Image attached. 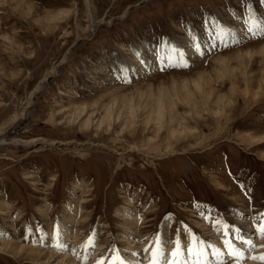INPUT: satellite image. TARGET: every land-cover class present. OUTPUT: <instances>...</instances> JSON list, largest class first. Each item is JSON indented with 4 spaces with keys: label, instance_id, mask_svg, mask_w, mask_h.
I'll list each match as a JSON object with an SVG mask.
<instances>
[{
    "label": "rangeland",
    "instance_id": "1",
    "mask_svg": "<svg viewBox=\"0 0 264 264\" xmlns=\"http://www.w3.org/2000/svg\"><path fill=\"white\" fill-rule=\"evenodd\" d=\"M74 216L72 264L264 263V0H0V264Z\"/></svg>",
    "mask_w": 264,
    "mask_h": 264
},
{
    "label": "bare ground",
    "instance_id": "2",
    "mask_svg": "<svg viewBox=\"0 0 264 264\" xmlns=\"http://www.w3.org/2000/svg\"><path fill=\"white\" fill-rule=\"evenodd\" d=\"M201 89V88H200ZM159 115V114H158ZM154 116V115H153ZM157 119V118H156ZM69 210V212H71V215H72V208H69L68 209ZM79 213V212H78ZM119 213H120V211H118V215H119ZM75 213L73 212V215H74ZM121 214V213H120ZM123 216H124V218H125V220H127V221H133V222H135V223H137L138 222V219L136 220V218H134L133 217V212H129V211H127L125 214H122ZM76 216H77V214H76ZM135 219V220H134ZM76 219H75V216H74V218L72 219V217L70 218V219H67V220H65V221H63L62 223H60L59 224V232H60V234L59 233H56V234H54V235H49L48 233H47V237H43L44 239V245H45V247H47L46 249H48V248H51L52 250H54V249H56V246H55V244L54 243H58V245L59 246H61V248H60V250L58 251V252H60V254L62 255L61 257H59V258H57L56 259V264H72V262H74L73 260H72V253L74 252V250H76L78 247H77V244L74 242L73 243V241H75V237H72V235L73 234H76L75 233V231L73 230V228L75 227L74 225V227L72 228V222L73 223H76L77 222V220L75 221ZM238 221H240V220H238ZM167 227H168V222H166L165 223V225L163 226V229H162V231L163 232H166V229H167ZM212 227V226H211ZM141 228V227H140ZM238 228V227H237ZM247 228V230H250L251 229V227H250V225L249 226H247L246 227ZM65 229H67V230H65ZM58 230V229H57ZM134 230V229H133ZM206 230L208 231L207 233H208V235H211L212 237H213V239L215 240V242L216 243H218V242H220L221 241V236L219 235V233H218V231H216L215 230V228L213 229V228H210V229H208V228H206ZM234 230V235L236 234L235 233V228L233 229ZM66 231V232H65ZM57 232V231H56ZM238 233V232H237ZM221 234V233H220ZM74 236V235H73ZM79 236V235H78ZM233 236V235H232ZM240 236V235H239ZM243 236V235H242ZM224 237V236H223ZM97 238V237H96ZM240 239H242L241 237H238V236H233V237H231V236H229V240H228V242H229V244H231V246L233 247V248H235L237 251H239V252H241L242 253V255L239 257V258H237L239 261H242V258L243 257H245V256H249V254L246 252V251H244V245H242V243L240 242ZM95 240V239H94ZM97 240H98V238H97ZM125 240V239H124ZM258 240V239H257ZM126 241H128V240H126ZM213 241V240H212ZM133 242V241H132ZM214 242V241H213ZM121 243H123V242H121ZM129 244V243H128ZM76 246V248L73 250V246ZM131 245V244H130ZM224 243H222L220 246H221V250H223V247H224ZM137 246V245H136ZM15 247V246H14ZM226 247V250L225 251H228V248H227V246H225ZM6 249V248H8L9 250L12 248V245L10 244V243H2L1 244V246H0V249ZM134 248V247H133ZM142 248H143V246H142ZM247 248V247H246ZM15 249V248H14ZM13 249V250H14ZM18 251L17 252H20V251H26L24 248H22V247H18ZM64 249H65V252H64ZM127 250V249H126ZM154 249L153 248H150V251L149 252H141V253H138L137 251H135L134 249H131V252L133 253V254H135V258H133V256H130L129 258H127L128 260H126L125 259V261H124V264H135L137 261H138V256H144L146 259H147V257H149V256H152V251H153ZM184 250V249H183ZM49 251V250H48ZM168 251H169V249H168ZM167 251V252H168ZM27 252L29 253H31L32 255H34V256H37V257H44V256H46V255H41L40 254V252H38V251H35V250H32V249H28L27 250ZM51 252V251H50ZM166 252V253H167ZM138 253V254H137ZM20 255V254H19ZM66 255H68L69 257H68V260L65 258L66 257ZM179 255V254H178ZM30 256V255H29ZM166 257L164 258V259H166L167 260V262L168 261H172L174 258H172V254L170 253H167L166 255H165ZM199 256V255H198ZM205 257H207V256H205ZM214 257L215 256H213V259L212 260H210V259H207V260H205L204 258H200V257H197L196 258V260H195V262H194V264H208V262H210V264L212 263V261H216V259H214ZM33 258V257H32ZM50 258H52V256H50ZM219 259V258H218ZM220 260V259H219ZM183 261H184V257L183 256H178L177 257V259H176V261H175V264H180V263H183ZM208 261V262H207ZM80 262V261H79ZM107 262V261H106ZM109 263L108 264H119V263H116V262H113V260L112 261H108ZM139 262V261H138ZM162 261H160L159 260V264L161 263ZM78 263V262H77ZM148 263V262H147ZM166 263V262H165ZM263 263V262H262ZM75 264V263H74ZM78 264H80V263H78ZM150 264V263H149ZM191 264H193V263H191ZM264 264V263H263Z\"/></svg>",
    "mask_w": 264,
    "mask_h": 264
},
{
    "label": "snow or ice",
    "instance_id": "3",
    "mask_svg": "<svg viewBox=\"0 0 264 264\" xmlns=\"http://www.w3.org/2000/svg\"><path fill=\"white\" fill-rule=\"evenodd\" d=\"M185 66H186V65H185ZM125 82H127V81L125 80ZM258 231L260 232L261 236H264V225H262L261 228H260ZM89 239L91 240V238H89ZM159 243H160V240H159V237H157V244L159 245ZM175 243L177 244V251L172 252V256H173V257H176V256H177V254H178V250H179V242L177 241V242H175ZM224 243H225V245H226L227 248H228V253H227V254H228L230 257H236V258H239V257L242 255V253L239 252V251H237L235 248H233V247L231 246V244H229L228 241H225ZM248 243L250 244V242H248ZM60 248H61V246H59V245L56 246V250H57V251H59ZM188 251L191 252V251H192L191 248H189ZM162 254H163V253H162V250H161L159 247H157L156 249H154V250L152 251L151 264H159V257H160V255H162ZM117 259H118V258H117ZM250 259H253V260L259 259L260 261L264 262V256H260V257H255V256H253V257H250ZM119 264H124V261L120 260V261H119ZM169 264H175V261H174V260H173V261H170Z\"/></svg>",
    "mask_w": 264,
    "mask_h": 264
}]
</instances>
